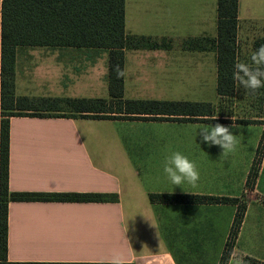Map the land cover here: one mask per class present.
<instances>
[{
  "label": "crops",
  "instance_id": "1",
  "mask_svg": "<svg viewBox=\"0 0 264 264\" xmlns=\"http://www.w3.org/2000/svg\"><path fill=\"white\" fill-rule=\"evenodd\" d=\"M238 17L241 22H264V8H258L252 0H239ZM217 21L218 0H125L126 29L170 38L172 47L125 50L124 97L210 102L216 110L213 117L226 121L28 115L10 118V191L107 192L117 193L118 199L10 201L9 260L100 262L121 252L128 262L136 264H219L238 203H244L243 221L232 250L246 251L264 262V153L255 184L249 187L253 161L248 170L245 168L244 181L236 180L227 162L243 158L242 145L234 154L221 156L219 146H209L198 134L201 126L217 123L235 132L231 128L233 110L224 112L221 104L233 99L237 91L221 101L217 51L182 46L183 40L190 37L216 38ZM240 30L241 24L238 36ZM25 49L31 61L22 66L17 61V94L109 97L107 50L44 46ZM31 81L33 84H29ZM44 83L46 88L38 89ZM250 124H258L264 131L262 123ZM175 151L197 164L200 180L195 187L185 183V190L175 188L164 173L163 162ZM219 156L224 160L218 161ZM150 193L226 196L236 198L237 203L151 201ZM140 212L148 215L156 227Z\"/></svg>",
  "mask_w": 264,
  "mask_h": 264
},
{
  "label": "trees",
  "instance_id": "2",
  "mask_svg": "<svg viewBox=\"0 0 264 264\" xmlns=\"http://www.w3.org/2000/svg\"><path fill=\"white\" fill-rule=\"evenodd\" d=\"M239 0H218L217 37H190L182 46L190 50H216L221 101L235 95L232 80L237 62ZM264 38L255 43L258 49ZM35 46L88 47L109 52V97L31 96L16 91V66L21 48ZM166 37L136 34L125 27V0H0V264H99V262L11 261L8 259V205L10 201H116L117 193L10 191L9 141L12 116H69L88 118H144L183 121H226L214 119L215 107L204 101L130 99L124 97V70L127 49L171 48ZM220 115L224 113L219 110ZM237 122L256 119L238 117ZM264 153V131L247 179L255 184ZM151 201L189 202L233 201L236 198L203 194L150 193ZM237 203V202H236ZM246 205L238 203L226 247L219 264H227L238 235ZM248 264H264L249 256ZM129 264H136L129 262Z\"/></svg>",
  "mask_w": 264,
  "mask_h": 264
},
{
  "label": "clouds",
  "instance_id": "3",
  "mask_svg": "<svg viewBox=\"0 0 264 264\" xmlns=\"http://www.w3.org/2000/svg\"><path fill=\"white\" fill-rule=\"evenodd\" d=\"M250 59L251 64L239 61L234 64L232 80L234 81L236 91L243 89L245 95L252 94L255 96L260 89L264 88V45H261L255 50ZM115 71L118 79L125 78V70L117 66ZM232 120L233 124L231 128L240 127V125L235 123L237 120L235 116L232 117ZM198 134L201 136L202 141L206 142L209 146L215 145L221 147L223 149L221 156L234 154L238 150L240 141L228 126L219 123L215 125H204L198 129ZM261 170H264V162L261 164ZM163 171L169 181L175 185V188L179 186L184 189L183 185L185 183L195 187L200 180V172L197 164L179 151L172 152L165 158ZM192 194L198 195L196 193ZM140 214H143L155 226L148 215L143 212H140ZM135 216L130 219L134 220ZM249 259V253L246 251L233 249L228 253L227 264H248ZM99 264H129V262L124 254L114 252L110 257L102 259Z\"/></svg>",
  "mask_w": 264,
  "mask_h": 264
},
{
  "label": "rangeland",
  "instance_id": "4",
  "mask_svg": "<svg viewBox=\"0 0 264 264\" xmlns=\"http://www.w3.org/2000/svg\"><path fill=\"white\" fill-rule=\"evenodd\" d=\"M252 2L257 4L258 8H264V0H252ZM240 35L238 36L239 42V62H244L251 64V55L257 50L255 49V43L264 37V22H249L242 21L241 23ZM30 55L27 53L25 48L19 50L18 60L20 61L19 66L25 62H30ZM18 71V66H16V72ZM34 74L37 75L38 71L34 70ZM29 84H33L31 81ZM37 84V83H36ZM38 86V85H37ZM46 84L38 86V89L46 88ZM52 88V87H50ZM214 97V96H213ZM191 99V98H190ZM232 100V101H231ZM221 109H225L229 112L233 110L234 116L236 117H251L256 119V122H260L264 125V88L258 91V94L253 96L252 94L245 95L243 89L237 91L236 96L232 99L223 100L221 104ZM220 110V109H219ZM263 133V127L258 124H240V127L235 128L234 134L237 135V139L242 141L243 144V158L239 157V160H227L229 165V170L232 171L236 180H245L247 177V170L251 166L255 153L256 146L260 135ZM188 150V147H187ZM194 150V147L193 149ZM218 154L223 152V149L219 147L217 149ZM224 160L220 158L219 160ZM247 168V170L245 169ZM262 188L264 190V175L262 176ZM239 183L237 182L236 185ZM237 187V186H236ZM235 187V188H236ZM234 188V189H235ZM255 195V194H254ZM253 197V196H251ZM250 196L248 198H251Z\"/></svg>",
  "mask_w": 264,
  "mask_h": 264
}]
</instances>
